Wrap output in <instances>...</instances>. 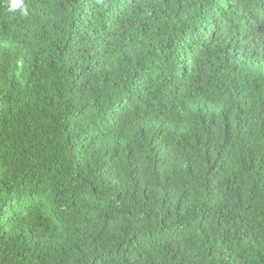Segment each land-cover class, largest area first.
<instances>
[{"label": "trees", "instance_id": "obj_1", "mask_svg": "<svg viewBox=\"0 0 264 264\" xmlns=\"http://www.w3.org/2000/svg\"><path fill=\"white\" fill-rule=\"evenodd\" d=\"M10 3L0 264H264V0Z\"/></svg>", "mask_w": 264, "mask_h": 264}, {"label": "clouds", "instance_id": "obj_2", "mask_svg": "<svg viewBox=\"0 0 264 264\" xmlns=\"http://www.w3.org/2000/svg\"><path fill=\"white\" fill-rule=\"evenodd\" d=\"M21 6H22V0H11V3H10L11 9L15 10L16 8H19ZM24 14H26V12ZM198 34H199V32L196 30L193 31V34H192V31H184L182 33V37H183V39L196 38L198 36ZM177 48H179V49H177ZM177 48H175L173 50V55H175L176 57H179V58L187 57L189 55V53L193 52L191 48L188 49V44L184 40L181 43V45H179ZM177 50H180V52L184 53V55H180ZM0 61H2L1 65H0V73H1V71L3 69H6V67H3V66H9V63H6L5 58H0ZM0 200H2V199H0Z\"/></svg>", "mask_w": 264, "mask_h": 264}, {"label": "rangeland", "instance_id": "obj_3", "mask_svg": "<svg viewBox=\"0 0 264 264\" xmlns=\"http://www.w3.org/2000/svg\"><path fill=\"white\" fill-rule=\"evenodd\" d=\"M37 29H38V30H41V28H40V27H38ZM1 62H2V61H0V65H1ZM1 67H2V66H1ZM3 67H7V66H3Z\"/></svg>", "mask_w": 264, "mask_h": 264}]
</instances>
